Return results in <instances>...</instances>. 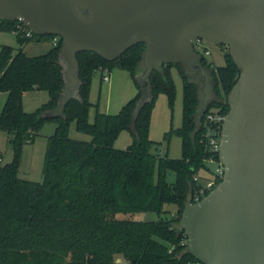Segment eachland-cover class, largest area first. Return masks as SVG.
I'll use <instances>...</instances> for the list:
<instances>
[{"label": "trees", "instance_id": "obj_1", "mask_svg": "<svg viewBox=\"0 0 264 264\" xmlns=\"http://www.w3.org/2000/svg\"><path fill=\"white\" fill-rule=\"evenodd\" d=\"M18 23L0 16V30L14 31L19 44L17 48L0 45V91L6 93L0 131L7 133L13 152L12 159L0 165V264H117L116 255L129 264H201L187 250L188 237L178 222L184 205L201 185L194 176L208 169L205 160L213 153L206 135L213 123L207 113L226 114L229 109L227 94L240 69L228 51L222 65H213L197 51L199 65L209 70L215 83L214 97L204 107L196 79L181 62L154 67L148 76V97L138 105L142 91L135 76L142 66L144 42L113 60L79 51L77 88L63 114L44 116L56 106L64 88L62 39L42 53L28 55L23 49L27 42L54 35L26 37L18 31ZM115 67L128 71L138 91L116 113H107L90 101L91 82L96 70ZM172 68L182 82L181 124L170 126L162 140L168 144L173 135L179 136V157L153 152L162 142L149 138L158 95L165 94L170 110L174 107L177 89ZM29 90L48 92V99L32 111L23 107V93ZM46 121H53L55 128L47 138L42 179L21 178L22 146L34 140ZM72 121L77 131L91 138H71ZM122 130L130 132L131 142L116 148L114 141ZM214 157L219 158L218 152ZM167 170L173 171V182L166 180ZM221 179L216 178V183ZM166 204L174 205L175 212ZM133 212H154L156 218L115 217Z\"/></svg>", "mask_w": 264, "mask_h": 264}, {"label": "water", "instance_id": "obj_2", "mask_svg": "<svg viewBox=\"0 0 264 264\" xmlns=\"http://www.w3.org/2000/svg\"><path fill=\"white\" fill-rule=\"evenodd\" d=\"M0 16L62 39L64 88L44 116L63 114L77 88L79 51L113 60L144 42L135 76L140 105L154 67L181 62L197 78L202 68L193 41L226 45L240 71L220 132L224 175L184 205L178 224L201 264H264V0H0Z\"/></svg>", "mask_w": 264, "mask_h": 264}, {"label": "rangeland", "instance_id": "obj_3", "mask_svg": "<svg viewBox=\"0 0 264 264\" xmlns=\"http://www.w3.org/2000/svg\"><path fill=\"white\" fill-rule=\"evenodd\" d=\"M3 34L9 36L10 41L17 44V37L12 31H5ZM204 46L209 50L206 54L207 59L213 65L224 64L223 54L228 51L224 44L208 41L202 38ZM14 44V46H15ZM46 39H32L23 47L28 55L42 53L46 46ZM196 50L202 52V48L195 47ZM202 68V67H201ZM109 75V80H102L101 71L96 70L92 77V86L90 91V101L98 103L100 111L107 113H116L121 105H123L132 95L137 92L138 86L133 81L128 71L115 68L111 72H106ZM193 75V74H192ZM200 78L196 79L199 87V97L201 107H204L208 101L214 97V80L212 79L209 70L202 68ZM174 81L177 88L176 100L171 111L167 105L165 94L161 93L156 99L155 107L152 112L149 138L155 142L161 141L158 147H153L152 151L159 155L167 154L169 157H179L181 152V140L179 136H172L169 143L163 142V133L170 126L178 127L181 124V102H182V84L180 77L174 73ZM75 89V88H74ZM5 92L0 91V110L5 100ZM48 99V92L45 90H29L24 98V109L32 111L37 106L41 105ZM95 112V106H92L89 111V119L92 120ZM55 123L46 121L40 128L38 134L32 142L25 143L22 146L21 158L18 168V176L21 178L41 181L42 179V164L47 147V138L54 132ZM126 136V141L123 142V135H120L116 140L114 147L125 148L131 142V136L128 130L123 131ZM69 136L74 139L89 140L91 137L88 134L81 133L75 129V124L72 121L69 127ZM128 141V142H127ZM121 145V146H118ZM12 148L8 142V135L5 131H0V165L9 162L12 159ZM210 168L215 166V163L208 165ZM202 176H207V170H202ZM166 180L173 182L174 173L171 170L166 171ZM172 213L175 212V207L172 204H166ZM117 218L130 219H154V212H133V213H116ZM115 262L117 264H129L122 256L116 255ZM198 264V263H195Z\"/></svg>", "mask_w": 264, "mask_h": 264}, {"label": "built area", "instance_id": "obj_4", "mask_svg": "<svg viewBox=\"0 0 264 264\" xmlns=\"http://www.w3.org/2000/svg\"><path fill=\"white\" fill-rule=\"evenodd\" d=\"M18 20V19H17ZM19 23L17 24V28L18 31H20L22 33V35L26 36V37H30L32 36V34H34L23 22H21L20 20H18ZM59 39V36L54 35L51 39L52 44L55 45L57 43ZM193 45L194 48L200 47L202 48V52H204V54H209V50L204 46L203 42H202V38H196L193 41ZM196 50V48H195ZM198 51V50H196ZM106 72H109L106 68L101 70V77L102 80H109V75H107ZM226 114H221L218 112H208L207 113V119H209V121H211L213 124L211 126H208V132H207V140H208V146L209 149L213 152L206 160L205 163L208 167L207 172L208 175L207 176H202L203 178H201L199 175H195L194 179L195 180H200L201 185L199 188H197L193 194V200L192 201H188V202H195L198 201L199 199H201V196H204V192L206 190H211L212 188H214L218 183H216V178H222L224 175V166L223 164L220 162L219 158L216 159L214 157V153L218 152L219 153V148H220V132H221V126H222V122L225 118ZM211 163H215V166L213 168H210L208 165Z\"/></svg>", "mask_w": 264, "mask_h": 264}, {"label": "crops", "instance_id": "obj_5", "mask_svg": "<svg viewBox=\"0 0 264 264\" xmlns=\"http://www.w3.org/2000/svg\"><path fill=\"white\" fill-rule=\"evenodd\" d=\"M5 31H3V30H0V45H2V44H7V45H11V46H13L14 48H17V47H19V44H18V41H17V44H15L14 42H11L10 41V38H9V36L8 35H6V34H3ZM13 33H15L14 31H12ZM15 35H16V33H15ZM41 39H46V43H47V45L46 46H44V48H45V50L46 49H48L51 45H52V41H51V39L50 38H41ZM40 39V40H41ZM14 44H15V46H14ZM25 46V45H24ZM44 50V51H45ZM142 67L143 66H141V68H140V71H141V69H142ZM115 68H117V67H115ZM115 68H113V69H115ZM113 69H111L109 72H111ZM118 69H120V68H118ZM122 70H124V69H122ZM171 72H172V76L174 75V73H176L178 76H179V74H178V72H177V70L175 69V68H172L171 69ZM180 77V76H179ZM174 78V77H173ZM181 84H182V82H181ZM91 86H92V82H91ZM74 88V87H73ZM177 89V88H176ZM90 91H91V88H90ZM138 91V90H137ZM28 91H25L24 93H23V103H24V98H25V96H26V93H27ZM137 92H135L134 94H136ZM133 94V95H134ZM132 95V96H133ZM159 96V95H158ZM166 96V95H165ZM5 97H6V94H5ZM167 99V98H166ZM156 102V101H155ZM93 103V102H92ZM175 104V103H174ZM168 105V104H167ZM122 106V105H121ZM181 106H182V102H181ZM23 107H24V104H23ZM38 107V106H37ZM154 107H155V105H154ZM154 107H153V109H154ZM120 109V108H119ZM153 109H152V112H153ZM151 117H152V113H151ZM150 124H151V118H150ZM123 131H125V130H122L119 134H118V136H117V138L115 139V141H114V144H115V142H116V140L118 139V137L120 136V135H123V142H125L126 141V136L124 135V134H122L123 133ZM149 131H150V127H149ZM130 133V132H129ZM131 136V135H130ZM174 136V135H173ZM172 138V137H171ZM170 138V139H171ZM128 142V141H127ZM118 146H121V145H118ZM122 147V146H121Z\"/></svg>", "mask_w": 264, "mask_h": 264}, {"label": "flooded vegetation", "instance_id": "obj_6", "mask_svg": "<svg viewBox=\"0 0 264 264\" xmlns=\"http://www.w3.org/2000/svg\"><path fill=\"white\" fill-rule=\"evenodd\" d=\"M194 75V74H193ZM197 78H200V76L199 77H197Z\"/></svg>", "mask_w": 264, "mask_h": 264}]
</instances>
